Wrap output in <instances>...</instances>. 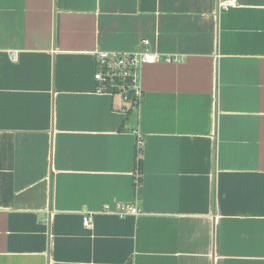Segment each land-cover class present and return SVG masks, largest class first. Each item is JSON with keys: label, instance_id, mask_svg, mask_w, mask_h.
<instances>
[{"label": "crops", "instance_id": "obj_1", "mask_svg": "<svg viewBox=\"0 0 264 264\" xmlns=\"http://www.w3.org/2000/svg\"><path fill=\"white\" fill-rule=\"evenodd\" d=\"M219 1L0 0V264H264V0ZM141 38L126 116L94 51Z\"/></svg>", "mask_w": 264, "mask_h": 264}, {"label": "built area", "instance_id": "obj_2", "mask_svg": "<svg viewBox=\"0 0 264 264\" xmlns=\"http://www.w3.org/2000/svg\"><path fill=\"white\" fill-rule=\"evenodd\" d=\"M237 0H221L218 2L220 10H226L236 4ZM149 39L141 38L139 46L135 50H95V69L93 71L94 88L97 94L117 97L119 103L115 106L118 111L127 116L136 111L143 99L141 87V68L148 63L157 61L175 62L181 57L171 54H160L151 49ZM11 58L15 59V53L11 52ZM136 153L138 154L143 144V137L138 130H134ZM134 190L138 191L141 186V169L136 166L133 173ZM101 212L113 213L119 217L136 215L139 209L131 202H117L113 208L104 204ZM93 212L82 214V224L85 228L92 227Z\"/></svg>", "mask_w": 264, "mask_h": 264}]
</instances>
